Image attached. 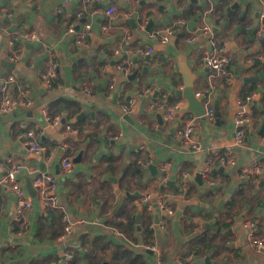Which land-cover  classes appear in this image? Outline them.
<instances>
[{"label": "crops", "instance_id": "crops-1", "mask_svg": "<svg viewBox=\"0 0 264 264\" xmlns=\"http://www.w3.org/2000/svg\"><path fill=\"white\" fill-rule=\"evenodd\" d=\"M109 5L117 8L111 19L104 14ZM262 12L264 0H0V29H5L0 36V76L17 77L11 87L14 110H0V180L18 167L19 179L32 199L26 211L29 228L19 235L17 198L0 183V264H64L66 251L74 259L65 264H177L179 260L185 264H264V251L249 245L244 227L246 220H252L264 238V133H260L264 79L245 81L264 70V57L259 63L257 59L264 53V33L258 32ZM132 18L135 25L128 21ZM182 19L186 25L169 42L154 37ZM86 23L92 24L94 35L90 47L83 48L68 27L74 24L78 31ZM105 24L110 25L107 30L102 28ZM204 24L220 28L212 31L215 45L198 31ZM24 26L39 39L23 41L20 61L13 70L7 69L1 59H9L10 35ZM195 30L197 39L191 42ZM231 42L236 49L230 48ZM206 50L232 56L227 75L211 78V69L202 62ZM128 60L134 63L130 71L120 70L118 64ZM254 60L256 66L250 63ZM53 63L56 75L49 87L46 76ZM144 67L148 68L145 73ZM135 71L138 74L131 80L129 75ZM187 74L193 77L197 95L214 86L210 98L220 120L196 117L187 110L160 128L157 114L163 118V109L159 106L182 102L187 107L184 97L172 95L173 90L185 87ZM249 96L253 97L247 104L253 122L244 143L236 145L237 103ZM24 97L33 104H20ZM139 99L137 113L134 108ZM130 101L134 106L126 114L122 106ZM42 108L60 116L59 124L43 119ZM85 111L84 117L73 122ZM191 118H195L199 150L178 136ZM160 129L162 134H158ZM29 131L35 132L36 141L50 144L54 151L50 164L31 148ZM81 151V162L65 171L63 157L75 158ZM215 151L226 156L225 165L216 158L208 162ZM149 159L172 164L169 180L175 186L161 191V171L158 167L154 175L145 165ZM254 163L262 171L251 181L242 169ZM39 171L54 176L62 208L45 212L33 183ZM200 173L204 185L198 182ZM112 178L121 192L135 195L125 197L118 210L120 196L114 192ZM147 194L154 208L145 206L138 223V208ZM160 195L168 196L172 214L154 206L153 200L158 203ZM177 198L198 203L181 206ZM220 200H224L221 205ZM64 212L74 221V232L62 243L58 237L64 230ZM157 212L159 219H166L164 227L159 220L155 222ZM205 222L213 225L205 227ZM148 244L155 249H145Z\"/></svg>", "mask_w": 264, "mask_h": 264}, {"label": "built area", "instance_id": "built-area-1", "mask_svg": "<svg viewBox=\"0 0 264 264\" xmlns=\"http://www.w3.org/2000/svg\"><path fill=\"white\" fill-rule=\"evenodd\" d=\"M93 0H86V2L91 3ZM117 8L113 5H109L104 10V14L109 18H113L116 14ZM221 22V20H220ZM186 20L182 19L179 20L174 25L169 26L166 30L157 32L154 37L162 43H167L171 40L172 36L176 34L180 27L186 25ZM109 24L103 25V29L107 30L109 28ZM200 32L203 34H207L210 39L212 45H215L212 36V26L210 24H204L202 27L199 28ZM5 32V29H0V36ZM68 32L74 36L75 42L83 48L90 47V38L94 35L93 26L91 23H86L84 27L80 30H76L74 24H71L68 27ZM197 30L193 32V36L189 39V41H195L197 39ZM258 32L260 35L264 33V12L260 14V22H259V29ZM39 39L38 34L35 31H20L15 30L12 35H10V55L9 59L16 62H19L21 59V46L18 45L20 41H29L35 42ZM264 57V53L257 56L258 63ZM203 63L208 66L212 73L211 78L219 75H227L228 70L227 66L233 62L232 56L227 54L220 53L218 51L206 50L203 56ZM252 66L257 65V60L250 61ZM133 62H121L118 64V68L124 72L130 71L133 66ZM56 75V64L53 63L51 66L50 71L46 76V81L49 87L52 86V79ZM211 79V80H212ZM17 82L16 75L10 74L8 76H0V92H1V99H0V110L4 113H10L14 110L15 101L14 97L11 93V87ZM214 86L210 84V86L205 90L204 94H198V96H202L204 100V105L206 107V116L207 118L214 120L215 119V109L212 104L211 94L214 92ZM86 92L90 93L89 88H86ZM144 94H141V96ZM247 100H239L238 101V114L236 117L235 122V138L234 143L236 145H241L244 143V138L246 134L247 127L252 124L253 116L249 113L247 104L253 100L252 96L246 98ZM20 104L24 105L25 107H29L33 104V101L30 99L21 100ZM134 106V102L130 101L128 104L123 105L122 109L127 114L132 111ZM158 108L163 109V121L169 122L172 121L178 114L181 112H186L187 107L182 102H177L169 106H159ZM41 116L47 122L52 125L59 124L61 117L57 115H53L49 112L47 108H42ZM68 129L72 132H77L78 130L74 127L68 126ZM194 129H195V118L189 119L188 123L178 130L179 138L192 149L199 150L200 144L196 141L194 137ZM28 138L30 139L31 148L36 153H42L46 156L47 163H51L53 159L54 151L50 150V144L48 142L40 143L36 141V134L33 131H29L27 133ZM214 158L218 159V161L225 165L227 163V158L225 155L221 154L218 151L212 152L211 156L208 158V162L211 163V160ZM153 163V159H149L145 162L146 166H149ZM62 167L65 171L70 172L74 166L75 162L73 158L70 156H64L61 161ZM209 164L207 167L209 168ZM158 167L161 171L162 181L166 182L169 180L170 169L172 164L168 161H162L158 163ZM262 171V166L259 163H254L251 166H245L242 169V173L251 181L257 180V175ZM21 170L17 167H12L9 169L5 176L0 180V183L4 186H7L9 190L15 194L17 198V215L16 220L21 224V229L19 230L18 234H23L24 230L29 228V222L26 217V211L32 207V199L28 195L25 185L20 181ZM34 186L37 190V193L40 197L42 202L43 208L46 213H49L51 210L62 208L61 206V199L57 193V183L54 176L47 172V171H39L36 172L34 175ZM152 196L147 194L143 197V202L147 203L149 209H153V205L151 204ZM158 207L162 208L166 214H172L173 210L168 203V196L160 195L158 200ZM62 221L64 223V230L63 233L58 237V240L62 243H65L73 234L74 232V221H72L67 213L62 214ZM159 224L164 227L166 225V219L160 218ZM244 227L247 231V239L248 243L251 247L258 251H264V238L260 235L259 228L255 222L252 220H246L244 222ZM122 235V233H120ZM227 244H231V240L227 241ZM145 249L147 250H154L155 247L151 245H145ZM192 258V255L189 256ZM74 259V254L70 251H66L64 264L72 261ZM185 260H179L177 264H185Z\"/></svg>", "mask_w": 264, "mask_h": 264}, {"label": "water", "instance_id": "water-1", "mask_svg": "<svg viewBox=\"0 0 264 264\" xmlns=\"http://www.w3.org/2000/svg\"><path fill=\"white\" fill-rule=\"evenodd\" d=\"M158 2H162L163 0H156ZM237 4H234V6H236ZM131 24L135 25L136 24V21L135 19H129L128 20ZM153 22H150V24L148 25L147 29L149 30L150 29V26L152 25ZM79 29V28H77ZM220 28L216 27V26H212V31L214 33H216V31H219ZM97 39L100 40V38H98L96 36ZM230 48L231 49H236V43L235 42H231L230 44ZM148 58L150 57L147 56ZM135 63L138 62V59L135 58L134 60ZM1 64L7 68V69H10V70H13L15 67H16V63L12 60H9L8 58H2L1 59ZM147 67H144L143 68V73H145L147 71ZM138 74V71H135L133 72L132 74L129 75V78L131 80L135 79L136 76ZM261 79H264V70L262 72H260L259 74L257 75H254V76H250L248 77L245 81L247 82H258L259 80ZM96 83V81H95ZM98 83V82H97ZM99 87L101 88V85H99ZM178 94L179 96H182L185 98V100L187 101V110L189 112H191L192 114H194L196 117H201V118H207L206 116V107L204 105V100H203V97L202 96H198L196 94V91L194 89V82H193V77L190 75V74H187L186 75V83H185V87L181 90V91H176V90H173L172 91V95L173 94ZM142 102V99H139L138 103H137V106H135L134 108V111L138 113L139 111V107H140V104ZM87 111L85 112H81L77 118H75L73 120V122H77L79 119H81L82 117H84L86 115ZM129 115H127L128 117ZM215 117L217 118V122L220 120V112L218 110V107L216 106L215 107ZM157 118H158V122L160 124V128H162V126L164 125V121H163V118H162V114L158 113L157 114ZM64 123V122H63ZM260 133H264V120H263V125H262V128H261V131ZM158 134H162L161 132V129L160 131L158 132ZM68 135H73L72 133H69ZM107 139H105V142L107 143ZM82 155H83V151H81L78 156H76L75 158H73V161L75 163H80L81 160H82ZM158 163H159V160L158 159H154L153 160V163L151 165L148 166L149 170H151V172L156 175L157 174V171H158ZM220 171L224 170L223 167L219 168ZM217 170H213L212 171V174H216ZM198 182L201 184V185H204L205 184V179L203 178V174L200 173L198 174ZM113 182H115V190L114 192L119 195V203L117 204L116 206V209L115 210H118L124 203V198L127 197V198H134L135 195L133 194H130L129 192H121V189H120V186L118 185V181L116 178H112ZM161 181H162V177H161ZM167 185H172V186H175L174 182L173 181H166V182H163L162 181V185H161V191H164L165 187ZM214 187V185L211 186V188ZM127 189V188H126ZM128 190V189H127ZM176 201L181 205H188V204H197L198 202L197 201H184L183 199L181 198H177ZM154 202V206L155 207H158V203L156 201V199L153 200ZM224 203V200H220L219 201V205L223 204ZM145 206H147V203H143L141 206H139L138 210H139V214L136 216V219H137V222L139 223L140 222V215L142 214L143 212V209L145 208ZM159 217H160V214L157 212L155 213V222H158L159 220ZM213 225V223L211 222H205L204 223V226L207 227V226H211ZM103 264H107V262H104Z\"/></svg>", "mask_w": 264, "mask_h": 264}, {"label": "trees", "instance_id": "trees-1", "mask_svg": "<svg viewBox=\"0 0 264 264\" xmlns=\"http://www.w3.org/2000/svg\"><path fill=\"white\" fill-rule=\"evenodd\" d=\"M198 9L200 10L201 8H198ZM191 15H195V13H192ZM21 31L26 32V31H31V30L28 29V28H26V27L24 26V28H22ZM22 44H23L22 41H20V42L18 43V45H22ZM52 85H54V83H53ZM129 218H130V224L133 225V226L131 227V230L134 232V230H135V228H134V218H132V215H131ZM133 260H135V259L133 258ZM139 264H145V262H142V261H141V263L139 262Z\"/></svg>", "mask_w": 264, "mask_h": 264}]
</instances>
